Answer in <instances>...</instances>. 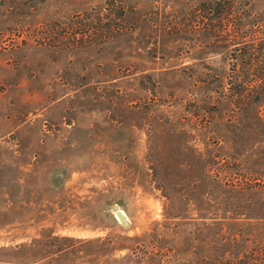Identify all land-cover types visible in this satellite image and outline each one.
<instances>
[{
  "label": "rangeland",
  "instance_id": "374dc122",
  "mask_svg": "<svg viewBox=\"0 0 264 264\" xmlns=\"http://www.w3.org/2000/svg\"><path fill=\"white\" fill-rule=\"evenodd\" d=\"M214 1L0 0V264L264 240V99L237 92L264 82V0Z\"/></svg>",
  "mask_w": 264,
  "mask_h": 264
},
{
  "label": "trees",
  "instance_id": "16d2710c",
  "mask_svg": "<svg viewBox=\"0 0 264 264\" xmlns=\"http://www.w3.org/2000/svg\"><path fill=\"white\" fill-rule=\"evenodd\" d=\"M208 3V9L211 16H215L217 20L221 21L224 16L229 14L234 15H243L244 11H231L232 1L230 0H215L214 2H205ZM120 14L124 12L122 6L119 7ZM121 16V15H120ZM110 32V28L107 30ZM258 77H264V73L260 72ZM239 95H244L247 97L250 102H259L264 99V82H251L246 85H243L239 90H237ZM175 251V250H174ZM173 249L170 252L174 253ZM160 261L158 264H178L177 262L170 260ZM190 264H264V240L260 243H255L248 248L241 255L235 254L230 256L215 257L205 260H195Z\"/></svg>",
  "mask_w": 264,
  "mask_h": 264
},
{
  "label": "water",
  "instance_id": "95a60500",
  "mask_svg": "<svg viewBox=\"0 0 264 264\" xmlns=\"http://www.w3.org/2000/svg\"><path fill=\"white\" fill-rule=\"evenodd\" d=\"M116 217L118 218V220L122 221L125 225L128 224V222L126 221V217L124 216V214L121 211H116Z\"/></svg>",
  "mask_w": 264,
  "mask_h": 264
}]
</instances>
